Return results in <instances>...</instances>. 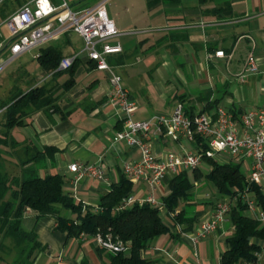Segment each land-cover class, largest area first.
Here are the masks:
<instances>
[{
	"label": "crops",
	"instance_id": "0c3cea01",
	"mask_svg": "<svg viewBox=\"0 0 264 264\" xmlns=\"http://www.w3.org/2000/svg\"><path fill=\"white\" fill-rule=\"evenodd\" d=\"M101 1L78 0L73 4L90 8ZM6 3L0 0V26L21 6L6 10ZM104 6L119 31L110 42H118L122 47L120 52L109 54L107 62L137 103L134 118L170 113L176 102H181L187 113L212 111L221 105L238 114L264 105V0H105ZM4 28L0 29V56L8 42ZM48 46H56L62 58L77 54L73 66L57 75L45 70L37 57ZM83 48V38L66 30L34 47L31 66L14 68L21 67L27 75L31 82L27 89L48 85L56 97V107L40 109L25 117L22 125L11 129V135L19 143L16 155L21 160L27 157L25 144L43 152L39 162H31L40 176L61 173L64 192L82 205L97 207L100 196L123 174V160H138L141 153L116 140L122 119L108 102L109 72L97 70ZM217 50L224 55L215 56ZM250 54L258 70L240 79ZM10 87L6 92H11ZM3 99L0 95V100ZM148 143L157 154L194 149L190 142L176 143L159 134ZM75 161L101 164L107 181L70 172L68 164ZM247 166L249 169V163ZM199 169L205 174L210 166ZM186 172L192 175L188 191L192 199L185 210L194 221L189 229L186 223L173 224L162 209V219L171 233L156 237L142 251L151 264H221V256L228 248L226 238L232 232L228 217L215 231L196 243L192 241L196 228L210 217L217 201L228 196L218 194L203 176L195 179L193 170ZM171 178L170 174L164 176L157 191L160 200L169 192L165 187ZM131 183L133 196L147 195L144 183ZM59 212L66 217L75 216L68 210ZM245 213L253 217L249 210ZM55 216L27 209L21 219L22 229L34 232L40 243L33 264H101L105 260L94 236H68L67 231L57 228ZM255 242L260 247L259 256L264 257V240Z\"/></svg>",
	"mask_w": 264,
	"mask_h": 264
},
{
	"label": "built area",
	"instance_id": "2783aa9c",
	"mask_svg": "<svg viewBox=\"0 0 264 264\" xmlns=\"http://www.w3.org/2000/svg\"><path fill=\"white\" fill-rule=\"evenodd\" d=\"M104 2L105 0L93 7L82 9H74L66 0L57 4L52 0H29L22 4L3 20L8 32L6 49L10 55L7 59L0 58V72L22 53L50 38L58 37L66 30H72L83 38V50L95 62V68L109 72L111 89L108 102L120 112L122 119V127L115 134L116 140L139 149L141 153L138 160H123L122 172L130 182L144 183L148 193L142 198L130 194L123 199L119 208L133 203L161 207L162 202L157 197V191L166 174L173 176L206 166L205 159L217 160L222 155L238 161L249 159L247 180L256 184L264 194V105L244 109L238 114L221 105L212 111L187 113L184 105L176 102L170 113H154L144 119L134 118L137 103L122 85L120 76L112 71L107 62V56L120 52L122 47L118 42H110L119 31L108 17ZM214 55L221 57L224 54L222 50H217ZM76 59L77 54L61 58L58 69H68ZM257 70L256 60L250 54L239 78L243 79ZM155 134L176 143L190 142L194 149H183L179 153L165 150L157 154L148 143ZM67 168L78 176L107 181L101 164L75 161L68 164ZM243 197L253 218L264 222V212L256 205L254 196L244 193ZM234 201L235 197H225L217 201L210 217L204 219L196 228L192 241L196 243L226 221ZM82 207L92 211L98 209L85 204ZM79 236L86 234L81 233ZM94 238L99 246L108 251L127 253L129 250L126 243L113 240L110 234H97ZM239 264H264V257L256 252L254 260L241 261Z\"/></svg>",
	"mask_w": 264,
	"mask_h": 264
},
{
	"label": "trees",
	"instance_id": "16d2710c",
	"mask_svg": "<svg viewBox=\"0 0 264 264\" xmlns=\"http://www.w3.org/2000/svg\"><path fill=\"white\" fill-rule=\"evenodd\" d=\"M37 58L40 65L54 75L62 71L58 69L62 54L56 46L43 48ZM55 100L54 92L45 85L33 86L26 91L18 89L0 100V128L3 129L0 135V262L33 264L40 243L34 232L23 230L20 224L26 210L32 209L39 214L54 213L57 228L67 231L68 236L110 234L113 240L129 246L127 253L99 248L105 256L101 264H151V260L142 256V251L156 237L171 233L170 226L162 219L161 210H166L173 224L186 223L187 229L194 221L185 210L187 202L192 199L188 193L192 183L187 172L172 176L168 183L169 192L161 198V207L133 203L119 208L123 199L132 193V183L122 174L118 182L100 196L96 211L83 209L81 202L64 192L61 173L38 174L33 163L39 162L43 152L25 144L27 157L21 160L16 155L19 143L12 137L11 129L22 125L24 118L37 110L56 107ZM49 150L55 149L47 148ZM205 162L210 166L209 171L203 174L197 168L193 170V177L199 179L203 176L218 194L235 197L227 215L232 232L226 238L228 248L221 256V264L254 260L255 253L260 250L255 239L264 240V222L245 213L247 206L243 194L253 195L263 212L264 194L256 184L248 182L238 162H219L211 158ZM59 209L68 210L75 216L66 217Z\"/></svg>",
	"mask_w": 264,
	"mask_h": 264
},
{
	"label": "rangeland",
	"instance_id": "374dc122",
	"mask_svg": "<svg viewBox=\"0 0 264 264\" xmlns=\"http://www.w3.org/2000/svg\"><path fill=\"white\" fill-rule=\"evenodd\" d=\"M27 0H6L7 8L6 10H15L20 5L25 3ZM56 3H59L61 0H54ZM69 4H72L74 9H82L84 6H76L73 3H75L78 0H66ZM92 3V2H91ZM90 3V4H91ZM0 29L3 31L5 30L4 26H0ZM34 49V48H33ZM28 50L18 57H16L14 60H12L1 72H0V90H5L4 92H0V95L2 98H7L9 96L10 92H6L8 87H10L11 92H14L18 89H27L31 82L28 80L27 75L23 73V69L17 68L14 69L17 65H23V66H31L32 62V54L35 52L36 49ZM9 51L7 49L4 50V52L1 54L0 58L7 59L9 57ZM3 85V86H2ZM46 87L48 85H45ZM2 121L1 115H0V122ZM3 129L0 128V135L2 133ZM18 150V149H17ZM20 152V151H19ZM219 162H225V161H233V162H239L236 159H229L225 155H222L220 159H217ZM247 163H249V159L245 160ZM247 163H239L240 164V170L245 174H249V169L247 166ZM203 172L207 169H202ZM189 177H192L191 173L188 174ZM167 190L168 187H165Z\"/></svg>",
	"mask_w": 264,
	"mask_h": 264
}]
</instances>
